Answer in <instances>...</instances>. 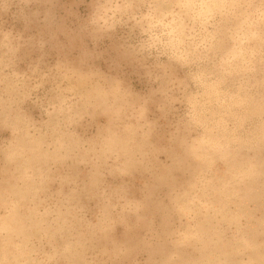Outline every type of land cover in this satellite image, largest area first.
Listing matches in <instances>:
<instances>
[{
    "label": "clouds",
    "instance_id": "9594fccd",
    "mask_svg": "<svg viewBox=\"0 0 264 264\" xmlns=\"http://www.w3.org/2000/svg\"><path fill=\"white\" fill-rule=\"evenodd\" d=\"M0 264H264V0H0Z\"/></svg>",
    "mask_w": 264,
    "mask_h": 264
}]
</instances>
